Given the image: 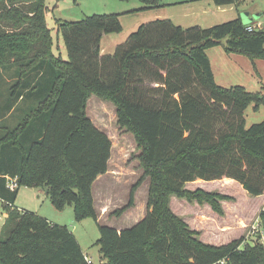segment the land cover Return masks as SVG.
Segmentation results:
<instances>
[{"label": "trees", "instance_id": "1", "mask_svg": "<svg viewBox=\"0 0 264 264\" xmlns=\"http://www.w3.org/2000/svg\"><path fill=\"white\" fill-rule=\"evenodd\" d=\"M137 1L143 7L128 13L163 7V0ZM46 11L45 0H0V264H87L67 227L19 210L15 201L21 188L41 189L55 210L71 206L76 222L98 224L92 190L107 172L112 145L86 115L91 95L115 107L117 126L139 151L142 175L112 214L131 209L136 190L149 181L141 220L119 231L98 224V264H264V243L206 244L170 209L176 197L223 215L220 202L232 198L186 188L196 181L228 179L222 182L264 196V121L247 128L244 119L264 96L217 85L206 55L222 46L228 55L264 61V27L248 31L240 18L210 28L156 19L101 55L103 35L122 31V14L58 20L63 60L53 53ZM259 221L264 233V208Z\"/></svg>", "mask_w": 264, "mask_h": 264}, {"label": "rangeland", "instance_id": "2", "mask_svg": "<svg viewBox=\"0 0 264 264\" xmlns=\"http://www.w3.org/2000/svg\"><path fill=\"white\" fill-rule=\"evenodd\" d=\"M166 1V0H164ZM170 1V0H167ZM47 11L44 14L46 25L50 29L53 39V52L67 60L62 35L56 32V21L77 22L92 15L120 13L122 31L119 34L104 35L101 49L105 54H112L115 48L123 44L128 36L136 30L134 25L141 22V16L124 11L141 7L137 0H45ZM240 17L247 25L261 23L264 26V0H239V5L219 22H199L200 27H209L214 23L231 21L234 16ZM245 15L247 18H244ZM231 17H233L231 19ZM234 18V19H235ZM213 23V24H211ZM246 24V23H245ZM184 28L194 26V23L182 24ZM196 26V25H195ZM225 40H222V44ZM211 62L216 84L224 88L233 86L245 87L247 92L260 93L264 96V61L250 62L244 56L224 53L222 46L206 51ZM157 86V85H155ZM96 98V99H95ZM86 115L93 125L100 129L111 141V155L106 174L98 177L93 185L94 208L99 215L98 224L111 228H129L135 225L146 214V199L148 194V179L145 178L134 194V205L121 216L112 213L125 206L129 199V192L133 184L141 177L137 154L139 151L131 134L120 129L116 124L115 107L106 101L91 96L87 103ZM246 127L264 121V104L257 110L251 104L244 112ZM189 190L202 188L209 192L228 195L230 201H221L223 215L214 213L208 205L188 203L186 200L171 197L170 209L180 217L191 230L201 233L200 240L206 244L221 246L234 240L243 239V245H253L258 242L257 237L248 236L249 227L264 208V197L249 196L237 183L202 182L188 183ZM39 189L21 188L18 192L15 207L28 209L47 219L53 224L67 227L79 243L82 252L91 258L93 264H98L100 254L95 245L100 237L98 224L91 218L76 222L73 208L67 206L63 211L54 209L50 200ZM5 213L0 208V224ZM1 236V234H0ZM241 246V248L243 247Z\"/></svg>", "mask_w": 264, "mask_h": 264}, {"label": "crops", "instance_id": "3", "mask_svg": "<svg viewBox=\"0 0 264 264\" xmlns=\"http://www.w3.org/2000/svg\"><path fill=\"white\" fill-rule=\"evenodd\" d=\"M162 3H163V7H161V8L136 12L135 14H137V15L142 14V16H141L142 21L141 22H143V23H137L136 22L134 27L137 29L141 24H145V23L154 21L156 19H168L174 25L180 26V27L183 26L182 24L189 23V22L194 23V26L196 25V26L200 27L201 25L199 22H205V23H207V22H219V20H222V18H224L226 16V13H228L229 11L232 12L234 8H237V6H235V5L218 7V6H215L211 0H170V1H167V0L164 1L163 0ZM142 7L143 6L136 7L135 9H132V10L124 11V14L131 12V11L140 10ZM232 18L233 17H231V19ZM234 18H235V16H234ZM234 18L232 20H235V19L240 18V17H236L235 19ZM211 24H213V23H211ZM215 25H218V23H214V25H210L209 27L203 26V28H210V27L215 26ZM190 27H192V26H190ZM182 28H184V27H182ZM109 35H112V34H109ZM103 37H104V35H103ZM103 37H102V39H103ZM102 39L100 41V54L104 55L106 53V51H104L103 48L101 49ZM210 64H211V62H210ZM213 76H214V74H213ZM91 96H94V95H91ZM90 97L87 99V103H88ZM3 100L5 101L6 97ZM86 111H87V107H86ZM98 130H100V129H98ZM100 177H102V176H99V178ZM222 181H230V180L224 179ZM194 183H199V181H196ZM34 189H36V188H34ZM38 191L40 193H44V191L41 189H39ZM262 197H264V196H262ZM145 206H146V203H145ZM19 210L29 211L28 209H19ZM30 212H33V211H30ZM35 212H33V213H35ZM98 219H99V215H98ZM4 220H5V217L3 219V222L0 224V229L4 223ZM115 229L118 231L122 230L121 228H115Z\"/></svg>", "mask_w": 264, "mask_h": 264}, {"label": "built area", "instance_id": "4", "mask_svg": "<svg viewBox=\"0 0 264 264\" xmlns=\"http://www.w3.org/2000/svg\"><path fill=\"white\" fill-rule=\"evenodd\" d=\"M263 27L264 26L261 23H255V24L253 23V24L247 25L246 30H248V31L260 30ZM8 186L10 189H13L15 187V185L12 182L9 183ZM248 236H251L254 238L257 237L258 238L257 240L259 242L264 243V233H263V230L261 228V224H260L259 219H256L255 222L252 223V225L249 227ZM85 261L87 264H93L91 258L86 256V255H85ZM216 264H226V260L219 261Z\"/></svg>", "mask_w": 264, "mask_h": 264}, {"label": "water", "instance_id": "5", "mask_svg": "<svg viewBox=\"0 0 264 264\" xmlns=\"http://www.w3.org/2000/svg\"><path fill=\"white\" fill-rule=\"evenodd\" d=\"M244 18H247V16L245 15ZM245 20H246V21L244 22V24H245V23H246V24L249 23V22L247 21V19H245Z\"/></svg>", "mask_w": 264, "mask_h": 264}]
</instances>
